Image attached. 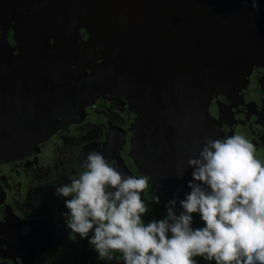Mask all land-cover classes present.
Here are the masks:
<instances>
[{
    "label": "water",
    "instance_id": "obj_1",
    "mask_svg": "<svg viewBox=\"0 0 264 264\" xmlns=\"http://www.w3.org/2000/svg\"><path fill=\"white\" fill-rule=\"evenodd\" d=\"M257 2L258 9L252 0H0L4 22L16 6L28 7L11 25L22 48L53 40L42 51L51 56L35 66L50 65L39 81L20 55L19 64H4L0 149L10 134L20 136L16 146L48 137L109 93L157 116L167 142L188 134L194 147L181 149L199 156L209 94L237 91L264 61V0ZM80 32L86 40L77 43Z\"/></svg>",
    "mask_w": 264,
    "mask_h": 264
},
{
    "label": "flooded vegetation",
    "instance_id": "obj_2",
    "mask_svg": "<svg viewBox=\"0 0 264 264\" xmlns=\"http://www.w3.org/2000/svg\"><path fill=\"white\" fill-rule=\"evenodd\" d=\"M16 7L6 22L1 17L4 7H0V74L7 68L4 64H19L20 55L39 81L50 74V65L35 66L47 59L42 54L51 56L42 51L53 40H33L32 49L22 48L20 43L14 45L11 25L20 21L19 14L28 11L26 6ZM79 35L77 43L86 40L85 34ZM7 40L11 45H7ZM209 95L208 112L202 113L199 126L206 132L205 138L243 135L255 145V157L264 162V61L249 71L237 91L214 89ZM133 103L105 93L87 105L81 116L32 145L16 146L21 141L16 134L1 140L0 264H112L96 259L88 239L66 227L65 199L70 197L55 194L58 185L70 183L85 170L83 161L91 150L101 152L121 172L148 179L149 186L141 193L148 204V211L142 216L145 223L163 219L166 204L173 199L177 214L183 211L180 200L191 191L188 182L194 179V169L188 166V160L193 158L191 151L182 149L194 145L189 135L181 132L174 143L171 138L167 142L157 132V116H147L142 105ZM167 128L170 129L169 122ZM197 157L195 153L194 158ZM181 172L183 175H178ZM154 197L159 198L158 203ZM201 222L200 215L194 213L193 229ZM115 262L123 264L121 257Z\"/></svg>",
    "mask_w": 264,
    "mask_h": 264
},
{
    "label": "clouds",
    "instance_id": "obj_3",
    "mask_svg": "<svg viewBox=\"0 0 264 264\" xmlns=\"http://www.w3.org/2000/svg\"><path fill=\"white\" fill-rule=\"evenodd\" d=\"M252 6L258 9L257 0ZM255 152L240 134L206 137L199 156L188 160L194 179L180 200L183 211L177 214L173 199L163 219L148 223L141 196L148 179L121 172L96 150L86 154L78 178L58 185L55 194L70 197L66 227L88 239L100 259L119 253L123 264H197L195 257L215 264H264V162ZM194 213L203 227L191 226Z\"/></svg>",
    "mask_w": 264,
    "mask_h": 264
},
{
    "label": "rangeland",
    "instance_id": "obj_4",
    "mask_svg": "<svg viewBox=\"0 0 264 264\" xmlns=\"http://www.w3.org/2000/svg\"><path fill=\"white\" fill-rule=\"evenodd\" d=\"M12 40H13V42H14V45H17L18 43H20V42H22L21 40H20V38H15V37H12ZM11 45L9 42H8V40H7V45ZM13 45V46H14ZM25 63L26 64H28V61H25ZM37 65H39V62H38V64ZM90 252H91V254L92 253H94L97 257H96V259H99V260H101L100 258H99V256H98V253L97 252H95L92 248L90 249ZM113 259L112 260H109V261H111L112 262V264H117L115 261L116 260H118V259H120V254L119 253H113ZM90 258V256H87V259H89ZM195 259L197 260V264H207L208 262H211V261H206V260H204L202 257H195ZM88 262V261H87ZM210 264V263H209Z\"/></svg>",
    "mask_w": 264,
    "mask_h": 264
},
{
    "label": "crops",
    "instance_id": "obj_5",
    "mask_svg": "<svg viewBox=\"0 0 264 264\" xmlns=\"http://www.w3.org/2000/svg\"><path fill=\"white\" fill-rule=\"evenodd\" d=\"M203 226H204L203 222H201L200 224H197L194 229L199 228V227H203ZM209 263L210 264H215V261L208 262L207 264H209Z\"/></svg>",
    "mask_w": 264,
    "mask_h": 264
}]
</instances>
